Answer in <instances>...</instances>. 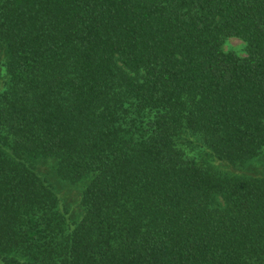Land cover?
<instances>
[{
  "label": "trees",
  "instance_id": "obj_1",
  "mask_svg": "<svg viewBox=\"0 0 264 264\" xmlns=\"http://www.w3.org/2000/svg\"><path fill=\"white\" fill-rule=\"evenodd\" d=\"M0 264H264V0H0Z\"/></svg>",
  "mask_w": 264,
  "mask_h": 264
},
{
  "label": "rangeland",
  "instance_id": "obj_2",
  "mask_svg": "<svg viewBox=\"0 0 264 264\" xmlns=\"http://www.w3.org/2000/svg\"><path fill=\"white\" fill-rule=\"evenodd\" d=\"M241 45H242L241 40L238 37L232 36V37H229L227 39V42H226V44L224 46H225V48H229L230 47V48H233V49H235L237 51H241ZM58 184L60 186H62L61 183H58ZM64 189H65L64 195L68 199V202L73 201L75 199V194L77 193V190L74 188V186L65 187ZM72 207H73V209H72L73 216L74 217H76L77 215L79 216L81 209L78 207V204H77L76 201L75 202L73 201Z\"/></svg>",
  "mask_w": 264,
  "mask_h": 264
}]
</instances>
